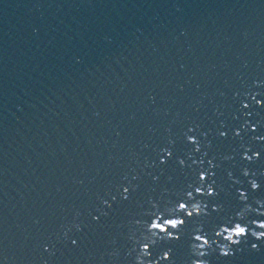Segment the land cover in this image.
<instances>
[{
	"label": "water",
	"instance_id": "water-1",
	"mask_svg": "<svg viewBox=\"0 0 264 264\" xmlns=\"http://www.w3.org/2000/svg\"><path fill=\"white\" fill-rule=\"evenodd\" d=\"M253 96L264 101V0H0V264H136L131 237L153 204L203 202L208 217L184 216L181 238L152 248L190 264L200 223L214 239L240 191L264 201ZM197 187L217 195L188 201ZM207 259L264 264V242Z\"/></svg>",
	"mask_w": 264,
	"mask_h": 264
},
{
	"label": "clouds",
	"instance_id": "clouds-1",
	"mask_svg": "<svg viewBox=\"0 0 264 264\" xmlns=\"http://www.w3.org/2000/svg\"><path fill=\"white\" fill-rule=\"evenodd\" d=\"M252 99L256 102L257 105L264 107V101L256 100V97L253 96ZM245 109L249 108L250 105L245 103L243 105ZM247 125L244 126V130L247 131ZM189 131H194L190 129ZM253 132H256L255 127L252 128ZM236 136H241V131H237ZM222 135H225L222 133ZM187 141L196 146V151H200V141L192 135L186 134ZM264 139V138H257ZM170 143H172L170 141ZM167 155L170 158L172 152L166 150ZM251 152L249 148L247 150ZM243 159L249 163L254 162L255 160L260 159L259 152L254 155H248L245 153ZM161 163H166L162 160ZM180 164L183 166L185 164L184 160H180ZM244 176H249L250 172L247 168L243 170ZM208 179L205 173H201L199 180L201 182H206ZM251 189L253 191H258L260 189V184L256 180H251ZM196 195L200 196H216V191L209 187L205 192L202 187L195 188V195L193 192L189 191L187 193L188 201H196ZM123 198H129V188L125 187L123 189ZM239 198L244 204V207L236 213L235 219L229 218L225 221L224 224L219 225L215 230L214 239L208 238V233L204 229L203 223H200L195 229L192 237V243L190 245V255L192 257L190 264H210V261L207 259L212 254L218 251V254L223 257H229L233 255V249L238 248L243 242L247 241L251 236L256 241L264 242V219H250L252 215L258 217H264V201L256 200L255 203L259 207H253L252 204L248 203V193L246 191L239 192ZM115 200V197H113ZM105 207H111V204L104 200L102 201ZM153 208H156L157 211L151 213L153 219L150 224H144L137 222L139 227L143 229V232H134L131 239L134 244L137 246L134 250L137 252L136 264H175L172 259V249L169 248L167 251L163 252L162 256L153 261L152 259V248L157 246L161 242L179 240L181 238L178 233H181V230L186 226V220L183 218L187 216L188 218L200 217L202 220L205 217H208L210 213L207 211V205L203 202H179L170 207H167L163 212L159 211V206L153 204ZM221 209L219 207H214L213 211L219 212ZM106 215L107 213H102ZM80 213H76V216L79 217ZM98 219V217L96 218ZM74 227L79 231L82 230L80 224H75ZM71 231V228L66 229L64 235L65 238H68V232ZM73 244L76 243L75 240L72 241ZM254 250H259L258 244H252ZM46 251L50 249L46 248ZM113 256H116L117 253H112Z\"/></svg>",
	"mask_w": 264,
	"mask_h": 264
}]
</instances>
